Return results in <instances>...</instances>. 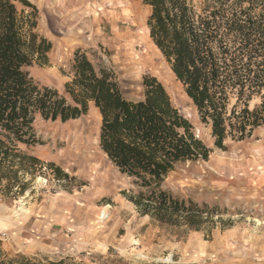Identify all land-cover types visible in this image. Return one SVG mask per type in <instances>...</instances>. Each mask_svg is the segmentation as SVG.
Wrapping results in <instances>:
<instances>
[{"label": "rangeland", "instance_id": "1", "mask_svg": "<svg viewBox=\"0 0 264 264\" xmlns=\"http://www.w3.org/2000/svg\"><path fill=\"white\" fill-rule=\"evenodd\" d=\"M38 10L37 32L52 43L49 63L30 73L41 87L71 101L75 54L85 53L115 75L124 97L144 98L145 76L157 78L173 105L211 150L208 161L183 163L162 189L207 207L213 217L196 231L162 226L138 213L128 196L136 191L100 148L102 118L93 104L66 123L38 118L40 141L30 151L69 175L58 181L46 170L18 200L0 198V244L8 256L45 264H264V127L243 141L215 147L183 86L154 46L143 0H29ZM141 54V55H140ZM141 60V61H139ZM143 65V66H142ZM251 103V109L259 104ZM103 216V217H102Z\"/></svg>", "mask_w": 264, "mask_h": 264}, {"label": "trees", "instance_id": "2", "mask_svg": "<svg viewBox=\"0 0 264 264\" xmlns=\"http://www.w3.org/2000/svg\"><path fill=\"white\" fill-rule=\"evenodd\" d=\"M154 46L166 60L215 147L243 141L264 127V0H143ZM38 10L29 0H0V198L18 200L46 170L69 178L30 148L40 144L38 118L66 123L85 115L90 104L101 118L100 148L108 162L136 187L128 200L138 213L162 226L196 231L213 212L162 189L177 166L208 161L212 150L173 105L164 85L145 76L144 98L124 97L113 72L75 54L71 101L39 86L30 68L49 63L52 43L38 32ZM258 99L251 109V103ZM0 264H45L0 244ZM48 264H81L74 260Z\"/></svg>", "mask_w": 264, "mask_h": 264}, {"label": "bare ground", "instance_id": "3", "mask_svg": "<svg viewBox=\"0 0 264 264\" xmlns=\"http://www.w3.org/2000/svg\"><path fill=\"white\" fill-rule=\"evenodd\" d=\"M141 55V54H140ZM139 61H141V60H139ZM143 66V65H142ZM103 217V216H102Z\"/></svg>", "mask_w": 264, "mask_h": 264}]
</instances>
